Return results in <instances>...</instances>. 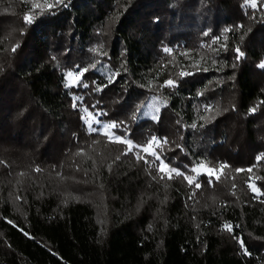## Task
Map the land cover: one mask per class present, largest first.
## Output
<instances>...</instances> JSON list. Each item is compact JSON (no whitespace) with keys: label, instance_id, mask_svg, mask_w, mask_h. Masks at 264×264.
Segmentation results:
<instances>
[{"label":"trees","instance_id":"trees-1","mask_svg":"<svg viewBox=\"0 0 264 264\" xmlns=\"http://www.w3.org/2000/svg\"><path fill=\"white\" fill-rule=\"evenodd\" d=\"M250 1L0 0V264H264V7ZM73 96L135 146L160 140L168 169L228 167L168 179L88 132ZM151 99L156 120L141 117Z\"/></svg>","mask_w":264,"mask_h":264},{"label":"rangeland","instance_id":"rangeland-1","mask_svg":"<svg viewBox=\"0 0 264 264\" xmlns=\"http://www.w3.org/2000/svg\"><path fill=\"white\" fill-rule=\"evenodd\" d=\"M259 1H262V5L264 7V0H254V3L255 5H257V3ZM252 3H253V0L248 2L246 4V7H252V8H255L252 6ZM97 73L100 75V78L102 81L104 82H110L114 76L113 72L110 70V68L104 64V63H101L98 68H97ZM81 71L79 70H76V71H72L73 73V76L72 77H69L67 74L69 72H67L66 74H64V85L66 88H69V87H77L80 82H81V76L79 77V83L76 82L75 80V77L77 75H79ZM73 101L74 103H77V106L78 108L80 109L81 111V114H82V121L83 123L85 124L86 126V129L88 132H97V133H103L104 131H107L108 135L107 137L109 138V140L111 141H115V142H119L116 138L119 137L115 132H114V128H108V129H103L102 125H111L112 123H106L104 121L101 120V113L99 111H90V110H87L86 108H84L83 106H80V101H81V98L80 97H77V96H73ZM160 106H161V102L159 100H156V99H151L146 105L145 107L143 108L142 112H141V117L144 118V119H152V120H156V119H153V116L155 115L156 117L158 116V113H159V109H160ZM158 109V110H157ZM99 122V123H98ZM91 129H96V131H92ZM121 139H123L122 137H119ZM151 141V140H150ZM149 141V142H150ZM160 144V140H158V143L157 144H153L150 151H155L157 150L158 146ZM134 145V144H133ZM148 145V144H147ZM145 145V146H147ZM129 152H132L135 157L137 158V155L136 153H140L141 156L145 157L146 159L148 158H153L154 162L159 165L160 164V161L158 160H155V158L151 155H148L147 153H144L142 151V148L139 147V146H135L133 147V150L132 151H129ZM144 160V159H143ZM200 164H198L197 167L198 168V171L197 172H193V176L194 177V180L197 179L200 175L204 174L208 177H212V178H217V176L220 175V170L218 172H216L215 174H213L212 176H209L208 175V167H199ZM168 173H169V169L166 168L165 169V172L163 173L164 175H166L168 177ZM255 189V190H254ZM251 190L254 192V193H257V189L256 187L251 184Z\"/></svg>","mask_w":264,"mask_h":264},{"label":"snow or ice","instance_id":"snow-or-ice-1","mask_svg":"<svg viewBox=\"0 0 264 264\" xmlns=\"http://www.w3.org/2000/svg\"><path fill=\"white\" fill-rule=\"evenodd\" d=\"M60 2H61V0H56V3H57V4H59ZM46 6H47L48 8L53 7L52 4H47ZM252 6H253V7H256V5H255V3H254V0H253V3H252ZM32 7L35 8V7H38V5H33ZM25 21L28 22V23H30V22H31V16H30V15H26V16H25ZM12 50L15 51V48H13ZM236 51H237V53H238L239 55H242V53L240 52L239 49H236ZM259 67L264 68V62H261V64L259 65ZM86 71H87V69H83V70L79 73V75H77V76L75 77V80H76L77 83H79V77L82 76L83 73L86 72ZM67 75H68L69 77H72V76H73V73H72V72H69ZM165 83H166V85H173L174 82H173L172 80H168V81H166ZM83 87H88V85H87V84H84ZM157 110H158V109H157ZM254 110H255V109H253V111H254ZM156 118H157V117L154 115V116H153V119H156ZM98 123H99V122H98ZM102 127H103V129H108V128L116 127V125H115V124H111V125H102ZM193 127H195V125H193ZM91 130H92V131H96V129H91ZM102 134L105 135V136L108 135L107 131H104ZM116 139H117L120 143H123V144H126V145H127V150H126L123 154H127V152L133 150L134 145H133V142H132L131 140L127 139L126 137L123 138V139L117 137ZM157 143H158V139H157L156 137H152L151 141L148 143L147 146H139V147L142 148V151H143L144 153H147L148 155L153 156V157L155 158V160L160 161V164H159V165H156V168H157V171H158L159 173H164V172H165V169L168 168V165H167V164L165 163V161L161 158L160 154H158V153L155 152V151H150L152 145H153V144H157ZM163 143H167V141L164 140ZM136 155H137V159H144V160H145V163H149V164L152 163L151 161L147 160L145 157L141 156L140 153H136ZM117 159H119V157H117ZM258 159H261V158L258 157ZM199 167H205V165H204L203 163H201V164L199 165ZM226 167H228V166H227V165H224V164H221V165L219 166V169L214 168V167H208V175H209V176H212L213 174H215L216 172H218L220 169H223V168H226ZM36 171H39V169H36ZM190 171H191V172H197V171H198V168H197V167H193V168H191ZM237 171H242V170H239V169H238ZM248 171H252V169L250 168V169H248ZM172 173H174L175 176H182L185 180L188 181L189 185H191V184L193 183L194 177H191V176L187 175L186 173L181 172V171H179V170H177V169H171V168H169L168 179H173V178H174L173 175H172ZM160 179H164V176H163V175L160 176ZM217 179H219L218 176H217ZM209 183L211 184L212 181L210 180ZM195 186H196L197 188H199V187H200V184H199V183H196ZM254 190H255V189H254ZM224 228L227 229L230 233L232 232V228H231V226L225 224V225H224ZM25 234L27 235V233H25ZM240 243H241V247H244V245H243V241H240Z\"/></svg>","mask_w":264,"mask_h":264}]
</instances>
